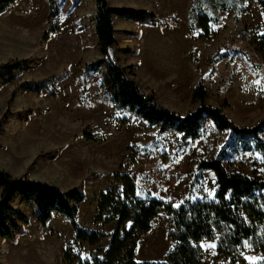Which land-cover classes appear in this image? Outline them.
<instances>
[{
	"label": "rangeland",
	"instance_id": "rangeland-1",
	"mask_svg": "<svg viewBox=\"0 0 264 264\" xmlns=\"http://www.w3.org/2000/svg\"><path fill=\"white\" fill-rule=\"evenodd\" d=\"M108 1L111 6L157 14L156 24L119 16L113 19L117 44L111 54L145 93L184 114L199 106L193 102V92L202 82L207 88L206 102L223 107L237 124L253 126L264 116V74L260 68L255 74L241 56L234 61L214 60L222 53L250 47L264 62L257 44L264 34V13L258 1L247 2V10L238 18L233 11L218 10L220 23L212 26L208 39L198 24L194 32L190 29L191 0ZM60 4V29L47 40L43 34L50 22L48 0H18L0 12V64L12 58L30 59L14 80H0V120L18 83L57 75L56 82L41 93L20 90L16 94L0 135V167L13 176L46 180L63 189L82 187L86 196L79 204L77 221L108 235L96 246L83 243L81 258H90V253L110 242L115 224H96L93 219L100 194L113 186L121 188L115 178L118 172L135 177L139 196L158 197L175 206L187 197L214 194L216 179L210 171L204 172L203 181L194 188L190 186L203 158L222 156L228 168L264 177L261 156L243 149L235 135L217 130L210 120L203 122L201 137L181 147L175 131L161 133L132 112L118 109L105 91V67L86 69L101 58L96 2L60 0ZM194 6L209 10L205 0H194ZM13 206L28 216L30 223L14 240L0 237V264H67L64 253L75 236L70 220L54 213L47 225L41 226L32 203L18 197ZM169 225L170 215L162 210L150 231L139 239L137 260H164L173 245L168 238ZM201 245L202 264L264 261V253L252 241L237 249L241 259L219 255L218 238L204 240Z\"/></svg>",
	"mask_w": 264,
	"mask_h": 264
},
{
	"label": "trees",
	"instance_id": "trees-1",
	"mask_svg": "<svg viewBox=\"0 0 264 264\" xmlns=\"http://www.w3.org/2000/svg\"><path fill=\"white\" fill-rule=\"evenodd\" d=\"M17 1L0 0V12L6 11ZM94 1L101 58L87 65L86 69L97 71L105 67V91L118 109L132 112L149 125L158 127L161 133L175 131L180 135L181 147H187L190 142L201 137L203 122L210 120L217 130L235 135L243 144V149L257 152L264 164V116L253 126L237 124L223 107L206 102L207 88L202 82L193 92V102L199 103L196 109L182 114L161 104L154 94L145 93L111 54V49L117 44L113 22L115 16L141 24H156L157 14L146 9L111 6L108 0ZM205 1L209 6L207 11L196 8L194 0L190 1L188 20L192 32L198 24L207 39L212 33V26L220 23L218 10L233 11L238 18L247 10V2L258 1L264 13V0ZM48 2L50 22L44 31L43 40L60 29V0ZM257 44L258 51L264 55V34ZM237 56L246 60L252 72L258 75L257 70L260 68L264 74V62L250 47L222 53L214 60L219 61V57H222L234 61ZM29 62L30 59L12 58L1 63L0 80H14L19 71L29 66ZM56 80L57 75H53L18 83L11 93L8 110L0 120V135L4 133L5 124L11 115L10 105L20 90L41 93ZM87 136L93 138L90 134ZM206 171H210L216 179L214 194L198 199L187 197L178 206L158 197L139 196L135 177L128 172H118L115 178L122 183L121 188L113 186L100 194L93 219L96 224H115L110 242L107 247L100 246L96 252L90 253V258L83 259L80 256L83 243L99 245L108 234L103 230L85 228L77 221L79 204L86 196L82 187L63 189L46 180L13 176L0 167V237L14 240L30 223V218L13 206L15 199L20 197L22 201L34 205L35 218L41 226H46L54 213L70 220L75 236L73 245L64 253L67 264H202L204 249L201 243L216 238L221 256L241 259L236 255L237 249L246 241H252L264 253V177L230 169L225 165L224 157L215 156L199 160L192 175L191 188L203 181ZM162 210L170 215L168 238L173 245L163 261H139L135 256L137 243L143 234L150 231ZM260 264H264V261Z\"/></svg>",
	"mask_w": 264,
	"mask_h": 264
},
{
	"label": "crops",
	"instance_id": "crops-1",
	"mask_svg": "<svg viewBox=\"0 0 264 264\" xmlns=\"http://www.w3.org/2000/svg\"><path fill=\"white\" fill-rule=\"evenodd\" d=\"M0 190L2 191V189L0 188Z\"/></svg>",
	"mask_w": 264,
	"mask_h": 264
},
{
	"label": "snow or ice",
	"instance_id": "snow-or-ice-1",
	"mask_svg": "<svg viewBox=\"0 0 264 264\" xmlns=\"http://www.w3.org/2000/svg\"><path fill=\"white\" fill-rule=\"evenodd\" d=\"M212 247H214V245Z\"/></svg>",
	"mask_w": 264,
	"mask_h": 264
}]
</instances>
